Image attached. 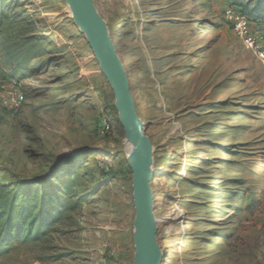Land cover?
I'll list each match as a JSON object with an SVG mask.
<instances>
[{
	"label": "rangeland",
	"instance_id": "1",
	"mask_svg": "<svg viewBox=\"0 0 264 264\" xmlns=\"http://www.w3.org/2000/svg\"><path fill=\"white\" fill-rule=\"evenodd\" d=\"M95 1L153 144L163 264H264V58L226 15L264 45V0ZM10 79L27 100L0 104V214L49 224L10 236L2 217L0 264H133L132 144L98 132L115 96L65 0H0Z\"/></svg>",
	"mask_w": 264,
	"mask_h": 264
},
{
	"label": "water",
	"instance_id": "2",
	"mask_svg": "<svg viewBox=\"0 0 264 264\" xmlns=\"http://www.w3.org/2000/svg\"><path fill=\"white\" fill-rule=\"evenodd\" d=\"M74 22L85 34L100 69L110 83L114 108L127 140L132 144L128 164L132 171L135 206V253L133 264H163L164 252L159 241V218L153 191L154 151L136 103L129 72L110 34L107 21L95 0H65Z\"/></svg>",
	"mask_w": 264,
	"mask_h": 264
},
{
	"label": "built area",
	"instance_id": "3",
	"mask_svg": "<svg viewBox=\"0 0 264 264\" xmlns=\"http://www.w3.org/2000/svg\"><path fill=\"white\" fill-rule=\"evenodd\" d=\"M226 15L232 22L235 32L244 41L245 45L264 58V45L260 37L253 32L248 15L233 8H228ZM26 100V92L16 80L10 79L8 82L0 81V104L3 107L16 112L23 107ZM114 113V118L107 109L102 114L101 124L98 129L100 135L111 133L115 125L119 123L117 111L114 110Z\"/></svg>",
	"mask_w": 264,
	"mask_h": 264
},
{
	"label": "trees",
	"instance_id": "4",
	"mask_svg": "<svg viewBox=\"0 0 264 264\" xmlns=\"http://www.w3.org/2000/svg\"><path fill=\"white\" fill-rule=\"evenodd\" d=\"M112 106L114 108V104ZM36 182L39 183L40 181L37 180ZM32 211L33 208H31L30 206L28 208H21L19 203L15 202V205H9L7 212H1L2 214H0V220L4 216L7 217L6 221L3 222L7 233L10 236L20 235L24 232H33L38 227L40 230L43 225L49 224V222H46L44 218L45 215L42 214V216L40 217H34L32 215Z\"/></svg>",
	"mask_w": 264,
	"mask_h": 264
}]
</instances>
